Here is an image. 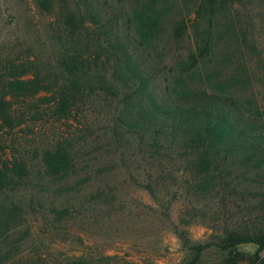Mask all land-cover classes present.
I'll return each instance as SVG.
<instances>
[{
  "label": "trees",
  "instance_id": "1",
  "mask_svg": "<svg viewBox=\"0 0 264 264\" xmlns=\"http://www.w3.org/2000/svg\"><path fill=\"white\" fill-rule=\"evenodd\" d=\"M32 2L43 43L0 53V264H137L87 235L138 216L124 187L164 218L181 199L178 223L167 221L184 264L243 243L255 251L225 264H264V97L246 65L264 57L252 22L264 0ZM185 8L198 19L193 44L169 55ZM194 222L215 231L210 241L190 239ZM73 234L77 249L54 247Z\"/></svg>",
  "mask_w": 264,
  "mask_h": 264
},
{
  "label": "rangeland",
  "instance_id": "2",
  "mask_svg": "<svg viewBox=\"0 0 264 264\" xmlns=\"http://www.w3.org/2000/svg\"><path fill=\"white\" fill-rule=\"evenodd\" d=\"M188 10L189 8H185L181 16H173L172 18L175 24V20L181 22L180 19L183 17L186 32L182 38H173V41L164 46L170 51L168 53L169 55L171 53L185 51L189 43L193 44V27L198 23V19L195 17L194 12L187 13ZM238 12H241V17L239 20L240 23L237 24L241 29L250 31V24L252 27L251 21L246 18L243 10ZM170 16L171 13L168 14L165 20L169 21ZM46 21V18L36 13L32 0H0V53H17L20 49L24 50L30 46H34L37 51L38 44L44 41ZM252 22L253 25L256 24L257 26L255 28L257 43L261 45L259 47H264V17H260L256 21L253 19ZM238 25L236 29H238ZM221 29L224 30V27H221ZM161 36L166 38L169 35L163 34ZM230 44L232 43L230 42ZM155 47L158 52L162 49L161 43ZM161 51L165 52V49ZM246 65L252 73V92L257 98L264 97V57L262 61L251 57L247 60ZM225 70H228V68ZM201 73L204 76L205 68L201 70ZM212 78L214 79L211 80V83H215L216 79H221L222 77ZM195 80L198 81L197 77ZM209 84L210 82H205L206 86ZM123 191L127 193L129 199H133L131 202L134 205L135 203L140 204L139 208H135L133 204L130 206L132 209V217L135 215L138 216L131 219L125 215L119 217L122 222H114L109 227L93 228L91 234H87L89 243L95 246V250H103L107 251V253L117 254L123 259L131 260L137 264H184L188 259L187 252L183 249L179 238L173 232L172 228H170L167 221L169 218L173 223H178L182 209L181 199L173 202L169 209L168 218H164L162 214L158 213L159 211L157 212L158 207L144 190L136 187H124ZM141 206L145 207L141 208ZM186 230L192 241H210L212 233H215V231L208 229L200 222L190 224L186 227ZM75 235H71L73 236V241L58 243L54 247L59 248L64 253H71L78 246L74 240ZM255 249V244L243 243L237 245L235 250L229 254L228 252L221 251L216 246H210L203 251L201 264H225L224 261L230 255H234L235 252L250 255ZM260 255L264 257V249L260 252ZM236 264L261 263H252L248 259H245L236 262Z\"/></svg>",
  "mask_w": 264,
  "mask_h": 264
}]
</instances>
